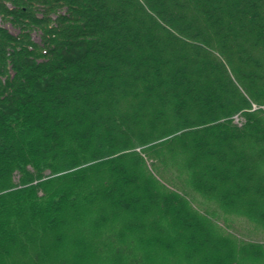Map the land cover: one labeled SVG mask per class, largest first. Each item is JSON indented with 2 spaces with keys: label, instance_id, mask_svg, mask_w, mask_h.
<instances>
[{
  "label": "trees",
  "instance_id": "obj_1",
  "mask_svg": "<svg viewBox=\"0 0 264 264\" xmlns=\"http://www.w3.org/2000/svg\"><path fill=\"white\" fill-rule=\"evenodd\" d=\"M0 17L20 31L0 27V264H42L46 235L90 212L197 264L264 254L163 170L264 224V0H0Z\"/></svg>",
  "mask_w": 264,
  "mask_h": 264
},
{
  "label": "rangeland",
  "instance_id": "obj_2",
  "mask_svg": "<svg viewBox=\"0 0 264 264\" xmlns=\"http://www.w3.org/2000/svg\"><path fill=\"white\" fill-rule=\"evenodd\" d=\"M173 155L184 157L181 152H175ZM164 164H166L163 167L164 174L170 175L171 170H174L176 182L190 194L195 208L208 216L215 231L223 232L224 236L230 238L232 235L242 242L264 243V224L256 217L241 208L225 206L219 199L197 189L184 167L175 165L173 159L166 160ZM105 215L108 221L101 225L95 222V214L90 212L82 214L77 220L73 219L59 238H56L53 233H48L46 235L48 242L42 248L41 263L59 264L61 260L67 259L66 264H130L125 255L115 253L114 248L117 243L113 244L110 238L113 234L119 237L118 242L130 246L135 255H142L145 264H197L181 257L184 250L182 245L176 246V251L168 252L162 243L158 242L160 236H151V243H140L138 239L135 240L137 232H131L124 226V220L128 218L126 212H120L115 218ZM219 238L214 236L215 240L212 239V241H218ZM213 245L212 251L216 248L221 249L226 261L232 258L229 253L236 249L222 247L217 243ZM243 255L241 264H264V254L256 258H249L246 253ZM10 259L11 264H31L32 254L29 252L22 255L13 254Z\"/></svg>",
  "mask_w": 264,
  "mask_h": 264
}]
</instances>
